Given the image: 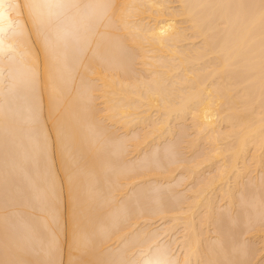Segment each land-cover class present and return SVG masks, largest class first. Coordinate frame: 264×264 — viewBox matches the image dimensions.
I'll list each match as a JSON object with an SVG mask.
<instances>
[{
	"label": "bare ground",
	"instance_id": "bare-ground-1",
	"mask_svg": "<svg viewBox=\"0 0 264 264\" xmlns=\"http://www.w3.org/2000/svg\"><path fill=\"white\" fill-rule=\"evenodd\" d=\"M4 184L0 264H264V0H0Z\"/></svg>",
	"mask_w": 264,
	"mask_h": 264
},
{
	"label": "rangeland",
	"instance_id": "rangeland-1",
	"mask_svg": "<svg viewBox=\"0 0 264 264\" xmlns=\"http://www.w3.org/2000/svg\"><path fill=\"white\" fill-rule=\"evenodd\" d=\"M16 182H17V184H16ZM22 182H23V180L20 179V183H19V180H18V181H14V182H13V185H21ZM7 185H8V184H6V185L4 184V186H5L7 189H5V187L3 188V186H2V189L0 188V189H1V190H0V194H2V196L7 195V194L9 193V189H10V188L7 187ZM6 191H8V193H7ZM2 192H3V193H2ZM18 193L23 194L22 191H21V192H17V194H18ZM18 196H19V194H18ZM21 196H22V195H21ZM22 198H23V197H22ZM22 198H21V199H22ZM3 205H8V203L3 204ZM9 206H11V205H9ZM18 225H19L18 222H15L13 225H10V228L13 229V231H15V229L17 228ZM15 227H16V228H15Z\"/></svg>",
	"mask_w": 264,
	"mask_h": 264
}]
</instances>
